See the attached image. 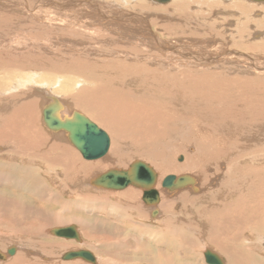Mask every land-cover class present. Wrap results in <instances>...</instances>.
<instances>
[{"label": "bare ground", "instance_id": "obj_1", "mask_svg": "<svg viewBox=\"0 0 264 264\" xmlns=\"http://www.w3.org/2000/svg\"><path fill=\"white\" fill-rule=\"evenodd\" d=\"M127 1L128 0H65L62 4L60 1H59L60 4H57L58 2H54V0H38L39 2L38 6L42 7L45 4L50 6L53 3L54 7L60 6V8L62 9L65 8L66 10H71V11L73 8H83V7L90 8L92 12L89 15H91L92 18L95 15L96 16L99 15L96 18H99L102 21H100V23L98 22L99 25L97 26V28L94 26V24H91V22L88 20H87L88 23H86L85 22L86 18H84L85 20L83 22L86 24H90V29L92 31L90 29L87 30L90 34L98 35L101 33L103 34L104 32L103 31L100 33V31L102 30L100 27V24L103 26L105 23L107 24V27H108V23H109L110 30L112 29L111 27L115 26V24H117L121 28H124L125 26L124 23H127L125 20H127L128 18H124L125 20L124 19L123 20L125 22L123 23L121 19L122 17H117L115 14H116L117 7L121 6L123 2L126 4ZM189 1L190 3H193L192 0H167L160 4L163 5L164 6L163 8L165 9L180 11L181 9L183 10L184 8L187 9V7L190 4V3L188 4ZM193 1L195 4L200 5V6H202L203 4L208 5L211 2V0H193ZM213 1H215L214 4H213ZM108 3L110 5H108ZM209 6L211 7L215 6L216 8L218 6H222L221 8L227 9V10H229L231 6H234L235 9L240 11L238 14L239 16L237 17V23H238L237 25L239 26L236 27L235 31H233L236 34H238V32L242 30V28L244 29L247 26V22H249L248 19L251 20V22L253 23L252 28H254L255 26H262L264 24V1L212 0V3ZM249 7H250V10L254 9V15L257 13L256 15L262 14V16L261 17L259 16L256 18L253 17L254 19L250 18L248 11H247V8ZM191 8L193 9V7ZM28 10L30 11L29 8ZM257 10H260L261 12ZM218 12L224 15L225 13L226 14L231 13V11L223 12L221 10L220 11L218 10L217 13ZM181 13H184V12H181ZM122 15L124 14L122 13ZM125 16L128 17V15H125ZM79 17L80 16H78V18ZM108 17L112 20H110ZM105 18L109 20V21L107 20L108 23L105 22ZM45 19L42 18L43 21ZM50 19L52 18L50 17L49 20ZM39 20L42 21L41 19ZM69 21L72 25L69 26L68 24H64L66 26H63V27H66V28H64L63 30L66 31L68 28L69 32L70 33L72 32L71 34L73 35L79 34V32H83L84 30H86V28L84 27V24H81L82 26L80 27L76 25V21H79V19L75 18ZM210 23H212V21H210ZM141 25H144V24H141ZM146 26L149 27V25H145V27ZM213 27H215V25ZM142 28H144V26ZM112 31H115V29L113 28ZM145 31L148 32V34L151 36L150 38L154 40V42L152 41L154 45L160 43L161 41L164 42V40H160L158 36H154L155 34H153L151 30L147 29ZM125 32L127 33L128 31H125ZM189 32H188V35H190ZM256 33L259 34V32H256ZM196 34H194V36L197 37ZM235 35H231L232 38ZM104 36L108 37V39H105L104 41L109 40L107 44L112 48V50L116 51L115 55L113 54L115 60H112V64H113L112 69L107 68L108 67L107 65L111 66V63L109 64L108 62L111 60L108 59L106 61H103L105 63L102 64L103 66H105L104 68H107L108 71L112 74H109V72L103 71V76H100L99 73L97 72L96 73L91 72V74L89 73L87 75L88 72L82 71L80 69L81 68L80 66L84 65V63L87 64L88 62H84V59H82L81 57L82 55L79 54L80 53L79 52V53H76L78 55L73 54L72 56L75 55V57L71 56L72 59L70 58L71 60H74V61H71L70 63H68L70 67H67L68 71L66 70L64 71L67 74V78L65 79V81H64V78L56 75L55 81H47V82L45 81L44 82V79H43L44 77L43 76L41 77V74H39V72L32 71L31 73H29L30 71L29 72L27 71L28 74H26L25 76L22 75V77L19 76V79H16L11 84L12 89L13 88L16 89L27 83L28 84L35 83L33 85V87L35 88L34 95L41 96L42 94L44 95V99L46 101V102L44 101V105L40 107V114H41L42 125L47 130L49 129L45 126L43 119H42V109L46 105L53 104L52 99L55 98L58 101L59 106H60V108H57V113L59 112V116L61 118H63L66 115L70 116L73 111H77L83 114L89 120H91L97 127L103 129L107 133V136L109 137V145H108L106 152L102 156L95 158V159H86L81 155L79 150L76 149L75 146H73L70 143L69 139L67 138L66 132L64 130H61V129L56 130V131L49 130V132L52 135V139H49V141L45 143V146L47 145V147L44 148L46 149V151L41 153L42 156L40 155L41 158L38 161V159L34 155V151L33 152L31 151L29 152L26 150L22 151L21 147H24L23 149H25V147L28 144H34L35 140H33L34 142L30 141L29 138L34 139L32 137H34L36 133H39V130L32 127L30 122L24 119L19 120L17 118L18 113L21 110L23 111L24 109H26V112H28L29 116H32L31 112L33 109L30 112V110L28 111V108L34 107L35 103L33 104V102L35 101L33 100V98L32 100L31 98L29 100H25L24 102H22V104H20V106H22L23 104L25 106L22 108H18L16 110L14 119L11 118V116L9 117V114H8L7 119L9 120V122H7V119L4 121H0L1 122L0 123V155H2L3 157L2 158L0 156V158L4 159L0 162V167L5 168V169L0 168V171L2 173L7 172L11 174V172H13V169H14V168L12 169L11 167H15V170L18 171V172L14 171L13 173L15 178H12V177L10 178L9 177L10 175L7 176L6 174H4L5 182H9L11 184H19L20 179H22L23 181L25 180L26 184L30 182V186L32 187L31 191L33 192V195L36 196V199H37L36 201L38 202L40 208L44 209V211L47 208L45 207L43 202H47V203L54 202L57 205H59V208L62 211L69 210V213H67V215L65 216H62L61 210L60 211L58 210L59 212H55V214L57 213L56 217H54L52 221L46 223L45 224L46 227L43 230L39 226L43 224L42 219H45V216H36L35 217L36 220H34V218L31 217V220L28 223L26 222V224H31L33 228L32 230L34 231H30V230L28 231L27 229L30 227L26 228L25 226L26 229H24L23 227L25 233H22L23 230L21 228L18 229L19 227L18 223H15V225L16 224L17 225L14 231L12 230L11 231H1L0 230V237H4L6 240L8 239L10 241V244L8 245V247L13 246L15 249L12 255L7 254L6 250L8 247L5 246L4 249H0V264H176V263H179L177 261L179 260L180 254L182 253L180 252V250L182 249L183 244L185 245L186 242L189 243L190 240H192V238L190 239L187 238V237H190L191 235L195 236L197 239L204 242L203 244L210 245L211 246L210 248L207 247L205 249H208L216 253L223 260V264H264V246H263V242H264V231H263L264 230V162L261 160L260 161L247 160L243 162V161H239L238 159H234L233 161H231V158L233 157L229 156L231 153H232L231 155H235L233 153V148L236 149V146L240 147L241 149H245V150H252L251 147H253L254 149V146H257V148L263 147L264 117L256 116L257 118L261 119L260 121H258L255 117L247 119V117H249V115L247 116V112H245V110H241L240 107H236V101L238 102V100L239 99L242 100V98H239V99L235 98L236 100L234 99V103H232V105L229 104V106H227V109H225V112L223 111V113H220L219 115L216 113L221 112L222 106L214 107L215 106L214 102L220 101L216 99L222 94L221 92H226V94H231L229 92L232 86L234 89H237V92L239 94L245 89H246L245 92L249 91L252 93L253 91L252 89L257 88V86H255V88L250 89L251 87H247V85H250V84L248 83V81H245V80L240 81V84H235L234 82L227 83L225 82V80L222 81L223 79L222 80L215 79L211 87L203 86L200 88V91L204 95H206L208 91L214 92L213 95H214L215 101H212L214 106H209L210 109L213 108V110L210 111L211 115L209 116H212V113H213L215 117H218L219 125H215L218 127H216L217 129L214 127V129H212V133H216L215 137L220 136V138H223V139L226 138L224 141L220 139V141L223 142L225 146L222 147L223 151H220L219 155L222 156L221 152H223V155L226 156L227 154H226L225 148H228L229 149L228 156L230 157V161H226L227 166L221 162L217 163L216 165L217 170H220V168L223 169L224 167L225 172L223 175L217 176L216 174H214L215 172L213 171L212 173L214 175L212 173H209V171L208 172L206 171L205 174L202 173L200 177L197 178L198 176L196 177L195 173H192V172L198 169L201 171L205 170L207 166V163L201 164L200 162L201 160L204 159L203 156L205 155L204 150H202L203 148H201L200 146H196L197 144L193 145V143L192 145H190L191 144L190 143L186 148H184L185 146L182 147V145H178L179 141H177L174 143V145H172L176 147L174 150L175 152L169 155L168 154L169 150H167L164 144H162L161 142L162 138L170 132L171 133L174 132L172 136H176V139H177V127L174 126L173 128L172 126L171 127L168 126L169 125L168 120L172 119V117H174L173 114H176L177 111L170 110L169 109L170 105L168 104H164L160 102L159 103L150 102L148 94L146 92L143 93L141 91L143 89L142 88L143 86L141 85L140 87H137L136 84H139V83L135 82L136 79L133 82H130L126 80L129 78H126V76L123 75V73H125L128 76H136L134 75L135 72L139 73V70L140 71L141 69L145 70L146 68L145 65H139L137 63L133 64L130 61H127V60L125 61L124 58L122 59V57L125 55L126 52L132 53L136 50V48L134 50L135 42L133 43L129 42L130 44L127 43V44H122V45L114 44L113 42L115 39L111 40L113 36L111 33L109 35H104ZM145 40L147 42V39ZM150 40L148 38V42ZM101 42H103V40ZM199 42H198V46L200 44ZM258 43L259 44L253 45V47L264 44L263 42H258ZM62 46L64 47V45ZM260 47L259 49H261ZM231 54H233V52ZM70 55H71V52H70ZM137 57L139 58V56ZM131 58H133V56ZM138 58H135V59H138ZM64 59L66 58L64 57ZM66 60H69V59L67 58ZM138 60L140 61V59ZM88 61L90 63H96V64L98 63L92 59H88ZM146 61H149V58ZM106 62H108V64ZM121 63H123V66H121ZM77 64L80 68L71 67L73 65L76 66ZM91 65L94 66V64H91ZM129 66H132V67H129ZM85 67L91 68L90 65L89 66L85 65ZM121 67H124V69H122ZM70 69H73V70L70 72L69 71ZM46 71H49V70L47 69ZM149 71H152V70L149 69ZM188 71L189 72L187 73L186 70H182V72H185L186 79H189L188 82L185 83V85H187L186 87L193 88L198 78V75L196 73L194 74L193 72H191V70H188ZM205 75L206 74L201 73L199 74V77L203 78V76L205 77ZM255 75H256V72H255ZM183 80H180V81L182 82ZM202 80L204 81L205 78H203ZM42 81L44 84L42 83ZM180 81L178 82L181 83ZM40 82L44 87H41ZM74 82L76 83L74 84ZM91 82H93V84H89ZM255 82L250 81V83H254V84ZM48 85L51 86V91L50 90L47 91V89L45 88ZM71 87L72 89H70ZM54 88L56 89L52 91V89ZM198 88L199 86L195 85V88H194V90L196 91L195 94L190 93L191 95L189 96L192 97V95H196L197 92L199 91ZM257 89L258 91L255 90L256 92L253 93L251 96H249L254 101L255 99L259 100L260 96L264 94V93L259 92L260 90L259 88ZM225 90H227L228 93ZM62 91L65 93H61ZM65 97H69L72 100L70 101L68 98H65ZM184 97L185 95L181 96L180 98L179 97L177 98L178 100L182 102V100L185 99ZM229 97H232V95H230ZM250 98H246L244 100H250ZM5 99L6 98H4V100ZM40 100H41V97H40ZM191 103L192 105H194V100L191 101ZM186 104L188 103L186 102ZM173 108H176V107L174 106ZM178 111H185V109L181 108V109H178ZM169 112H171L172 114H169ZM241 119H246L247 122L252 124L253 128L257 124H259V127H256L255 129H252V127H249L250 125L246 129L242 127L243 130L247 131L246 134H244L242 130H236L237 128L235 126V124H238V125L241 124V122L237 123ZM262 121L263 123L261 125L260 123ZM242 122H246V121H242ZM212 126H214V118L212 119ZM181 129H184V128L181 126ZM220 129H224V130H221L220 132ZM238 129H241V128L238 127ZM248 129L250 130L248 131ZM225 130L227 132H230L228 134L230 137L227 136V133L225 132ZM188 131H186L185 138H188L189 135H191L193 132V130H191L190 132ZM236 131H239V132H236ZM49 132L47 131V133ZM241 133L243 134L241 135L242 138L241 136L239 137L241 138V141H239V138L237 136L240 135ZM7 137H11V138L15 137L14 143L8 144V145L5 144V139L7 140ZM176 139H173V141H175ZM205 139L206 137L203 140ZM188 142L189 141H186L183 143L186 145ZM68 144L73 146L77 152L73 151L72 148ZM3 146H5L7 150L12 151L11 156H7V155L4 156ZM128 146H130L132 149L137 147V149L140 150V151L138 150L140 155L145 154L144 159H141L140 157H139L140 159L139 158L130 159L129 153L132 152L131 151L132 149H129ZM214 146H216V144ZM181 149H183L182 150L183 159L181 156L177 157V154L180 152ZM214 149L216 150V148ZM16 151H19V153H16ZM214 152L213 151L206 152V155H211ZM71 153H74V155L77 157L80 155L81 156L80 158L82 159H79L78 157L79 161H69V158L67 159V157ZM29 156H32L33 158H30ZM125 157L126 159H124ZM252 157H256V155H252ZM15 159H18V161L19 162L21 161V163L19 164L17 161L14 162ZM256 159L259 160L258 157ZM135 160L146 163L147 165L152 167V169L156 173L157 177H156L155 184L153 185V188L158 193L159 199L157 201L145 203L142 197V192L144 189L136 187L132 185L131 183H128L124 188H121V189H108V190H105L107 188H103L101 186L92 184L96 176L110 169L127 170L130 167V165L133 162H135ZM177 160L179 162H177ZM147 161H150L151 163ZM241 162H243L244 165H241ZM32 165H35V166H32ZM209 167H211V164ZM31 168L33 169L35 168V171L32 172V175L27 172ZM228 170L230 172H228ZM19 172L20 173L26 172L25 177L23 178L21 177L20 179H18ZM226 172H227V175H226ZM235 172L239 173V174L237 173L239 175L238 178L235 177ZM229 173H231L232 180H229L230 184L227 183L226 185L225 179H226V176L230 177ZM169 174H174L176 176L188 175L189 177L193 178L194 183L188 184L187 186L183 188H178L173 191H168L167 189L161 186V183H162V179L166 175H169ZM20 175H23V174H20ZM88 189H92L93 192H90ZM22 198H24V196ZM16 199L14 198V200ZM20 199L18 201H20ZM82 201L89 202V203L92 202L93 204H89L90 206L89 208H87V206H85L84 203H82ZM22 202H23V199H22ZM79 203L80 204L82 203V205H84L81 208H86L87 210L85 209L86 211H83L80 214H73L72 212H70L71 204H74L75 206H77V208H79V205H80ZM97 211L98 212L100 211V212L98 213ZM93 212H97L98 214H101L102 219L93 217L92 216ZM103 213L104 215H102ZM191 213H193L194 215L192 216ZM106 214L107 216H105ZM9 215H12V214L9 213ZM108 215L112 216V220L109 218L111 216L108 217ZM3 216L4 215H2L1 217ZM51 217H53L52 214H51ZM96 218H97L96 223H94V219ZM113 224H115L114 227H113ZM49 225H52V226L47 227ZM70 226H73L74 228L73 231L75 233L73 237L72 236L65 237V234H61L60 236L54 235L56 236V238H54L55 240L61 241V242H55L54 245H46L45 242L42 239H40L42 238V236H46V235L47 237H49V234H50L49 229L51 228L56 227L60 229H65L66 227H70ZM99 227H103L105 230H101V229L99 230ZM112 227H113V230H112ZM28 232L32 234V237H26V235H23ZM21 234L23 236H21ZM49 238H51V236ZM37 240L41 241L42 244L38 242ZM193 243L194 241H191L189 245H193ZM115 245H117L118 248ZM122 245L127 246L126 250L124 251L121 250L123 248ZM0 246L2 247V245ZM34 248H37V251ZM57 249H59L61 252L58 255L59 258L55 259V254H56ZM78 250L89 251L92 254L94 260L87 261L82 258H75V259H70V260L62 259V255L65 252L78 251ZM119 250L123 253V257L119 256V253H120ZM43 254L49 255L48 257L49 259L47 257L45 258V255ZM60 259L63 261H69V262H62L60 261ZM202 260H204V256ZM192 264H197V263H192Z\"/></svg>", "mask_w": 264, "mask_h": 264}, {"label": "rangeland", "instance_id": "obj_2", "mask_svg": "<svg viewBox=\"0 0 264 264\" xmlns=\"http://www.w3.org/2000/svg\"><path fill=\"white\" fill-rule=\"evenodd\" d=\"M59 1L62 4L65 0H54V2H58L57 4H60ZM139 1H140V3H139ZM192 2L193 3H190V1L188 2V4L189 3L190 4L187 7V9L184 8L183 10L181 9L180 11H177V10L165 9V8H163L164 7L163 5H161L158 2H155L154 0H143V1L142 0H137V1L136 0H128L126 2V4L124 2L122 3V5L119 4L121 6L117 7L116 14H115L117 17H122L121 19H122L123 23L125 21L127 22V23H124L125 29L121 28L117 24H115V26L111 27L112 29L110 30L109 23L107 22L108 19L105 18V22L108 23V27H107V24H105V23L103 26L100 24V27L102 29L100 31V33L104 31L103 34L101 33L98 35H96V34L94 35V34H90L87 31L90 29V24H86V23H88V21H90L91 24H94V26L97 28L100 21H102V20H100L99 18H96L99 15H97V16L95 15L92 18V16L89 15L92 12V10L90 8H86V7L73 8L71 11V10H66L65 8L62 9V8H60V6L54 7L53 3L50 6L45 4L44 6L39 7L38 6L39 5L38 0H22V1L21 0H0V78H1L0 79V118H1L0 121L6 120L8 117L7 116L8 114H9V117L11 116V118L14 119V115H15L16 110L18 108H22L25 106L24 104L22 106H20V104H22V102H24L25 100H29L30 98L32 100V98H33V100L35 101V102H33V104L35 103L34 107L28 108V111L30 110V112L33 109L31 112L32 116L28 115V112H26V109H24L23 111L21 110L17 115V118L19 120L24 119V120L30 122L32 127L39 130V133L35 132L36 135L34 137H32L34 139H31L28 137L30 141L35 140V142L33 141L34 144H28L27 146H29V147L26 146L25 149H23L24 147H21V150L22 151L26 150L29 152L34 151V155L36 156V158L39 161V159L42 156L41 153L46 151V149H44L47 147V145L45 146V143L48 142L49 139H52V135L49 132V130H47L42 125V122H41L40 107L42 105H44L45 99H44V95H42V94H41V96L34 95V89L35 88L33 87V85L35 83H30V84L27 83L28 85L25 84V85H22L16 89H14V88L12 89L11 84L16 79H19V76L22 77V75L25 76L26 74H28L27 71L28 72L30 71L29 73H31L32 71L33 72L34 71L39 72V74H41V77L42 76L44 77L43 78L44 82L45 81L46 82L47 81H55L56 75L64 78V81H65V79L67 78V74L64 71L65 70L68 71L67 67H70L68 63H70L71 61H74L71 59H72V57H75V55L74 56H72V55L79 53V52H80L79 54L82 55V56L81 55L80 56L82 57V59H84V62H88V63L87 64L84 63V65H81L80 66L81 68L78 66V64L76 66L73 65L71 67H79L82 71H84V72L87 71L88 72L87 75L89 73L91 74V72H95V73L97 72V73H99L100 76H103V71L109 72L108 69L113 68L112 67V65H113L112 60H115L114 55H115L116 51L112 50V48L107 44V42H109V40L104 41L105 39H108V37H106L104 35H109L111 33L113 35L111 40L115 39L113 42L114 44L122 45V44H127L129 42L130 43L135 42L134 43L135 44L134 50H135V48H136V50L132 53L126 52L125 55L122 57V59L124 58L125 61L126 60L130 61L133 64L137 63L139 65H145L146 66V68H145L146 71L144 69H141V71L139 70V73L135 72L134 75H136V76H128L125 73H123V75H125L126 78H129V79H126V78L125 79L130 81V82H133L136 79L137 81L135 80V82L139 83V84H136V86L137 87H140L141 85L143 86L142 87L143 89L141 88L142 89L141 91L143 93L146 92L148 94L150 102H152V103L153 102H155V103L160 102V103L168 104V105H170V108H169L170 110L177 111L176 114H173L174 117H172V119L168 120V124H169L168 126L169 127H171V126L173 128H174V126L177 127V139H176V136H172L174 132H172V133L170 132L167 134L168 136L165 135L161 140L162 144H164L166 149L169 150L168 151L169 155H171L172 153L175 152L174 150L176 147H174L172 145H174V143L177 141H179L178 145H182V147L185 146L184 148H186L190 143H191L190 145H192V143H193V145L197 144L196 146H200L201 148H203L202 150H204L205 155L203 156L204 159L201 160L200 162H201V164L207 163V166H206L205 170L201 171L198 169L199 171L194 170L192 172V173H195L196 177L198 176L197 178H199L202 173L205 174L206 171L207 172L209 171V173H212V171H213V172H215L214 174H216L217 176L223 175L225 172L224 167H223V169L220 168V170H217L216 165L218 162H221V163L226 165V161H230V157H233V158H231V161H233L234 159H238L239 161H243V162L247 161V160H250V161H260L261 160L264 162V143H263V147H260V148L259 147L257 148V146H254V149H253V147H251L252 150H245V149H241L240 147L236 146V149L233 148V153L235 155H231L232 154L231 153L229 155L230 157L228 156L229 149L225 148L227 155L225 156V155H223V152H221L222 156H220L219 152L223 151L222 147L225 146L224 143L220 141V139L224 141L226 138L223 139V138H220V136L215 137L216 133H212V129H214V127L215 128L218 127V126H215V125H219L218 124V117H215L213 113H212L213 117L209 116V115H211L210 111L213 110V108L210 109L209 106H214V104H215L214 107H221L222 106L221 112L216 113L219 115L220 113H223V111L225 112V109H227V106H229V104L232 105V103H234L235 98L236 99L242 98V100L239 99L238 102L236 101V107H240L241 110H245V112H247V116L249 115V117H247V119L255 117L258 121H260L261 119H259L257 117H259V116L264 117V96H263L264 94L262 96H260L259 100L255 99V101L249 97L253 93H255L256 91H258L257 88L260 89L259 92L264 93V44H261L262 46L261 45L254 46L255 48L253 47V45L259 44L258 42L264 43V30H263L264 24L262 26H255L256 28L255 27L252 28L253 23L251 22V20L248 19L249 22H247V26L244 29L242 28V30H240L238 32V34H239L238 35L233 31H235L236 27L239 26V25H237L238 24L237 23V17L239 16L238 14L240 11L235 9L234 6H231L230 7L231 9L229 8V10H227V9L221 8L222 6H218L217 8L215 6H212L213 7L212 8L211 6H209L212 3V0H211L210 4H208V5L203 4L202 6L195 4L193 0H192ZM214 2L215 1H213V4H214ZM108 5H110V4L108 3ZM110 7H112V6H110ZM191 7H193V9ZM205 7H207V8H205ZM28 8L30 9V11L28 10ZM58 8H60V9H58ZM218 10L219 11L221 10L223 12H230L231 11V13L233 15L231 13H228V14L225 13V15L222 13L220 14L219 12L217 13ZM224 10H226V11H224ZM247 11H248L249 17L252 19L259 17V16L260 17L262 16V14L256 15L257 13L254 15V9L250 10V7L247 8ZM257 11L261 12L260 10H257ZM181 12H184V13H181ZM201 12H202V14H201ZM122 13L124 15H122ZM44 14H46V15H44ZM125 15H128V17H126ZM200 15H202V16H200ZM78 16H80V17L78 18ZM50 17L53 20L50 19L51 20L50 21L49 20ZM42 18L43 19L46 18V19L43 21ZM75 18L79 19V21H76V25L78 27H80V26H82L81 24H84V27L86 28V30H84L83 32H79V34L73 35V34H71L72 32L71 33L69 32L68 28L66 31L63 30L64 28H66L63 26H66L64 24H68L69 26L72 25L69 20H72ZM84 18H86V21H85L86 23L83 22L85 20ZM124 18H128V19L125 20ZM39 19H41L43 22L40 21ZM137 19H138V21H137ZM103 20H104V18H103ZM110 20H112V19H110ZM210 21H212V23H210ZM135 22H137V23H135ZM47 23H48V25H47ZM141 24H144V25H141ZM179 24H180V26H179ZM137 25H139L140 27ZM145 25H149V27L148 26L145 27ZM214 25H215V27H213ZM143 26H144V28H142ZM113 28L115 29V31H112ZM117 28H119V29H117ZM146 28L148 30H151L153 32V34H155L154 36H158L160 40H164V42L161 41L160 43L154 45V43H152V41L154 42V40H152L150 38L151 36L148 34V32L145 31V30H147ZM181 30H182V32H181ZM64 31H65V33H64ZM107 31L108 32L110 31V32L108 33ZM125 31H128V32L126 33ZM255 31L259 32V34H257ZM188 32L190 33V35H188ZM231 32H233V33H231ZM254 32H255V34H254ZM185 33H187V34H185ZM193 33L194 34L197 33L196 34L197 37L194 36ZM231 35H235V36L232 38ZM97 36H98V38H97ZM221 36H222V38H221ZM256 36L259 38H257ZM116 37L118 39L119 38L120 39L118 40ZM147 37L149 38V40L151 39L150 40L151 42L150 41L148 42ZM144 38L147 39V42ZM175 39H177V40H175ZM100 40L101 41L103 40V42H101ZM92 41H94V42H92ZM198 42L201 45L199 44V46H198ZM62 45H64V47ZM259 47L261 49H259ZM126 48H128V47H126ZM68 49H69V51H68ZM152 49L154 52L152 51ZM238 51H239V53H238ZM70 52H71V55H70ZM232 52H233V54H231ZM117 54H118V52H117ZM66 55H67V57H66ZM76 55H78V54H76ZM62 56H64L66 59L68 58L69 60L64 59V57H62ZM132 56H133V58H131ZM137 56H139V58ZM232 56H233V58H232ZM135 58L140 59V61L138 59H135ZM148 58H149V61H146V60H148ZM88 59L95 60L98 63L97 64L96 63H90L88 61ZM108 59L111 60V61H108L109 64L111 63V66L107 65L108 66L107 67L108 69H107V68H104L105 66H103L102 64L105 63L103 61H106ZM206 59L209 61H207ZM37 61H39V62H37ZM153 61H154V63H153ZM108 62H106V63L108 64ZM91 64H94V66ZM85 65H88V66L90 65L91 68L90 67L87 68V67H85ZM121 66H123V63H121ZM132 66H129V67H132ZM97 67H98V69H97ZM186 67H188V68H186ZM121 68L124 69V67H121ZM147 68H149L152 71L154 70V71L153 72L149 71V69H147ZM47 69L50 72L46 71ZM135 69H137V68H135ZM155 69H157V70H155ZM72 70L73 69H70L69 71L71 72ZM142 70H144V71H142ZM182 70H186L187 73L189 72L188 70H191V72H193L194 74L196 73L198 75V78H197L196 83L194 84L193 88L186 87L187 85H185V83H187L189 79H186L185 72H182ZM198 71H199V73H198ZM255 72H256V75H255ZM201 73L206 74L205 77L203 76V78H205L204 81L202 80L203 78L199 77V74H201ZM109 74H112V73L109 72ZM94 75H96V74H94ZM146 76H147V78H146ZM149 77H151V78H149ZM48 78H50V79H48ZM51 78H52V80H51ZM215 79H219V80L223 79L222 81L225 80V82H227V83L228 82H234L235 84H240V81L245 80V81H248V83L250 84V85H247V87H251L250 89H252V88H255V86H257V88L252 89L253 90V91L251 90L252 93L249 91L245 92L246 91V89H245L244 91L240 92V94H239L237 92V89H234L232 86V88H230V92H229L231 94H226V92H221L222 94L220 93L221 95L219 97H217V99H216V100H220V101L214 102V104H213L212 101H215L214 100L215 98L213 95L214 92L208 91V93L206 95H204L200 91V88L203 86L204 87H211L212 84L214 83L213 81ZM180 80H183V81L181 82ZM162 81H163V83H162ZM178 81H180L181 83H179ZM197 81H198V83H197ZM250 81H253V82L257 81V82H255V84H254V83H250ZM42 83H43V81H42ZM75 83L76 82H74V84ZM89 84H93V82H91ZM31 85H32V87H31ZM40 85H41V87H44L41 84V82H40ZM195 85L199 86V88H198L199 91L197 92L196 95H192V97H191L189 95L195 94V92H196L194 90ZM260 85H261V87H260ZM7 86H9V87H7ZM134 87H135V85H134ZM45 88L47 89V91H49V90L51 91V86L48 85ZM55 89L56 88L52 89V91ZM70 89H72V87ZM151 89H153V90H151ZM225 91H227V90H225ZM151 92H153L154 94ZM61 93H65V92L62 91ZM227 93H228V91H227ZM184 95H185L184 98L185 99L188 98V99H186V100L183 99L182 102L180 100H178L177 97L180 98L181 96H184ZM230 95H232V97H229ZM58 96H60V95H58ZM67 96H69V95H67ZM40 97H41V100H40ZM4 98H6V99L4 100ZM65 98H68L70 101L72 100L69 97H65ZM246 98H250V100H244ZM193 100H194V105H192V103H191V101H193ZM189 101H190V103H189ZM186 102L188 104H186ZM174 106L177 109L173 108ZM181 108L185 109V111H178V109H181ZM169 114H172V113L169 112ZM5 116H6V118H5ZM28 117L32 120H30ZM213 118H214V126H212V119ZM237 118H238V116H237ZM15 119H16V117H15ZM242 121H246V122H242ZM7 122H9L8 119H7ZM240 122H241V124H239V125L235 124V126L237 128L236 130H242V132L244 134H246L247 131L243 130L242 127H244L246 129L249 125H250L249 127H252V124L247 122L246 119H241L237 123H240ZM173 123H175L176 125ZM183 123H184V125H183ZM262 123H263V121L260 124L262 125ZM241 125H243V126H241ZM245 125H247V126H245ZM181 126L184 129H181ZM238 127L241 129H238ZM256 127H259V124H257L254 128L252 127V129H255ZM191 130H193L192 134L189 135L188 138H185L186 131L190 132ZM221 130H224V129H220V132H221ZM226 130H225V132L227 133V136L230 137L228 135L230 132H227ZM249 130L250 129H248V131ZM47 131L49 133H47ZM197 132H199V133H197ZM231 132H233V131H231ZM236 132H239V131H236ZM32 133H34V132H32ZM204 133L207 135H205ZM243 133H241L237 137L239 138ZM222 134H223V132H222ZM217 135H219V134H217ZM47 136L48 137L50 136V137L48 138ZM205 137H206V139L203 140ZM210 137H211V139H210ZM241 138H242V136H241ZM241 138H239V141H241ZM173 139H176V140L173 141ZM183 139H184V141H183ZM232 140H233V138H232ZM14 141H15V137H12V138L7 137V140L5 139V144H7V145L13 144ZM186 141H189V142L185 145L183 142H186ZM237 143H238V141H237ZM215 144H216V146H214ZM69 146L72 148L73 151H76V149L73 146H71V145H69ZM179 147H181V146H179ZM179 147H177V148H179ZM3 148H4L3 149L4 150L3 151L4 156H6V155L11 156L12 151L7 150L5 146H3ZM128 148L132 149L130 146H128ZM135 148H133L131 150L132 152L129 153L130 159H135V158L137 159L139 157L141 159H144L145 154L142 153L143 155H140L138 152L139 149H137V147H135ZM214 148H216V150ZM251 148H249V149H251ZM182 150L183 149H181L180 152L177 154V157L181 156L183 159ZM37 151H39V152H37ZM209 151H213V152L215 151V152L211 155H206V152H209ZM16 153H19V151H16ZM70 155L67 157V159L69 158V161H79L78 157H79V159H82V158H80L81 157L80 155L78 157L75 156L74 153H71ZM252 155H256V157H252ZM0 156L2 157V155H0ZM38 156H39V158H38ZM29 157L33 158L32 156H29ZM126 157L124 159H126ZM257 157L259 158V160L256 159ZM2 158H0V162L2 160H4ZM37 159H35V160H37ZM16 161L19 164L21 163V161L19 162L18 159H15L14 162H16ZM147 162L151 163L150 161H147ZM177 162H179V161L177 160ZM243 162H241V165H244ZM210 164H211V167H209ZM13 166H15V165H13ZM32 166H35V165H32ZM112 166H114V165H112ZM0 168L5 169L4 167H0ZM11 168L12 169L14 168L13 172H11V174L7 173V172L2 173L0 171V221L2 220L0 222V223H2V224H0V230L1 231H11V230L14 231L15 227L17 225V224L15 225V223H18L19 224L18 229L21 228L23 230L22 233H25L24 229H26L28 227L31 228V229L28 228L27 229L28 231L29 230L34 231V230H32L33 228L31 226V224H26V222L28 223L31 220V217H33L34 220H36L35 219L36 216H45V219H42L43 224L42 225L39 224L40 225L39 227H41L42 230L45 229V227H46L45 224L52 221L53 218L56 217L57 213L55 214V212H59L61 210L59 208V205H57L54 202H52V203L43 202V204L45 205V207L47 209H45V211H44V209H41L38 202L36 201L37 200L36 196L33 195V192L31 191L32 187L30 186V182L28 184H26L25 180L23 181L22 179H20L21 177L22 178L25 177L26 172H23V173L19 172V174H18V179H20L19 180L20 186H19V184H11L9 182H5V180H4L5 175L4 174H6L7 176L10 175L9 176L10 178L11 177L15 178L14 174H13L14 171H16L15 167H11ZM213 168H214V170H213ZM31 169H29L28 171L26 170V171L32 175V172L35 171V168L34 169L31 168ZM9 170H11V169H9ZM220 171H221V173H220ZM16 172H18V171H16ZM228 172H230V171L228 170ZM237 173L238 172H235V177L238 178L239 173L238 174ZM20 174H23V175H20ZM229 174H230V177L226 176V179H225L226 185H227V183L230 184L229 180H232L231 173H229ZM226 175H227V172H226ZM26 178H24V179H26ZM21 180H22V182H21ZM88 190L90 192H93L92 189H88ZM105 190H108V189H105ZM22 195L24 196V198H22L23 197ZM14 198L15 199L17 198V199L14 200ZM19 199L21 202L18 201ZM22 199H23V202H22ZM82 203H84V205L87 206V208H89V206H90L89 204H93L92 202L89 203V202H84V201H82ZM82 203L81 204L79 203L80 204L79 208H77V206H75L74 204H71L70 212H72L73 214H80L81 212L86 211L87 210L86 208H81L84 206V205H82ZM16 208H17V210H16ZM41 211H43V212H41ZM97 212H93L92 216L102 219L101 214H98L100 211L98 213ZM9 213H11L12 215H9ZM67 213H69V210H65V211L61 212L62 216L67 215ZM193 213H191L192 216L194 215ZM17 214H18V216H17ZM51 214L53 217H51ZM2 215H4V216L1 217ZM102 215H104V213ZM105 216H107V214ZM109 216H111V215H108V217ZM4 218H6V219H4ZM97 218L94 219V223H96ZM109 218L112 220V216ZM4 220H5V222H4ZM16 220H18V221H16ZM7 222H9L10 224ZM21 224H23V225H21ZM114 225L115 224H113V227H114ZM25 226H26V228H25ZM50 226H52V225H49L47 227H50ZM23 227H24V229H23ZM113 227H112V230H113ZM100 229L105 230L103 227H99V230ZM23 235H26V237H32V234L30 232L23 234ZM23 235L21 234V236H23ZM50 236H51V238H49ZM49 237H47V235H46V236H42V238H40V239H42L46 245H54L55 242H61V241L55 240L54 238H56V236H54L52 234H49ZM187 238H189V239L192 238V240H190V242L194 241V243H193V245H189L190 242L189 243L186 242L185 245L183 244L182 249H181L183 251L180 250V252H182V253L180 254L179 260L177 261L179 263H176V264H192V263L206 264L204 262V260H202L203 259V251L205 248H207V247L210 248L211 246L208 244H206V245L203 244L204 242L200 241L199 239H197L193 235H191L190 237H187ZM35 239H37V238H35ZM37 241L42 244L41 241H39V240H37ZM132 242H133V240H132ZM187 243L189 246L187 245ZM9 244H10V241L8 239L6 240L4 237H0V245H2V247L0 246V249H4L5 246L8 247ZM195 244L196 245L198 244V245L196 246ZM115 246L118 248L117 245H115ZM126 247L127 246H123V248L121 250L122 251L126 250ZM34 249L37 251V248H34ZM60 252L61 251L59 249H57L56 254H55V259L59 258L58 255ZM43 255H45V258L49 257V255H47V254H43ZM119 256L123 257V253L121 251L119 253ZM60 261L69 262V261H63L61 259H60Z\"/></svg>", "mask_w": 264, "mask_h": 264}, {"label": "water", "instance_id": "obj_3", "mask_svg": "<svg viewBox=\"0 0 264 264\" xmlns=\"http://www.w3.org/2000/svg\"><path fill=\"white\" fill-rule=\"evenodd\" d=\"M162 3L167 0H154ZM264 1V0H256ZM53 104H49L42 109V119L45 126L49 130H64L70 143L79 150L81 155L86 159H95L102 156L109 145V137L107 133L97 127L91 120L83 114L73 111L70 116L66 115L63 118L57 113V108H60L58 101L53 98ZM156 173L146 163L135 160L127 170L110 169L96 176L93 180L94 185L101 186L107 189H121L128 183L144 189L142 197L145 203L157 201L158 193L153 188L156 181ZM194 183L193 178L188 175H166L162 179L161 186L168 191H173L178 188H183L188 184ZM73 226L65 229L51 228L49 233L60 236L65 234V237L74 236ZM264 246V242H263ZM15 249L13 246L7 248L8 255H12ZM204 260L207 264H223V260L214 252L205 249L203 251ZM82 258L87 261H93L94 258L89 251H67L62 255L63 260Z\"/></svg>", "mask_w": 264, "mask_h": 264}]
</instances>
